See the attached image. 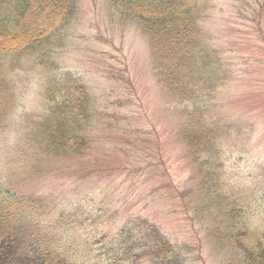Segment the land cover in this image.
I'll use <instances>...</instances> for the list:
<instances>
[{
	"label": "rangeland",
	"instance_id": "1",
	"mask_svg": "<svg viewBox=\"0 0 264 264\" xmlns=\"http://www.w3.org/2000/svg\"><path fill=\"white\" fill-rule=\"evenodd\" d=\"M205 4L199 25L218 51L225 75L212 97L201 103L202 112L209 124L227 121L244 129L242 140L236 135L226 145L227 173L264 192V0ZM112 11L107 0H80L65 47L54 57L60 72L81 77L94 96L93 114L83 131L89 146L76 156L31 159L26 156L30 151H18L21 124L37 128L50 118L39 96L38 75L32 72L28 85L19 84L10 126L0 130V177L6 181L23 162L26 181L16 187L20 194L78 211L65 236L69 245L81 240L83 248L88 239L103 234L108 239L142 224L155 226L173 243L197 248L199 240L206 242L203 232L193 228L178 197L195 174L177 132L192 103L164 93L154 70L151 37L137 20ZM31 58L22 57L21 65L31 66ZM199 254L204 258L194 260ZM189 258L193 264L204 259L218 264L208 250L194 251ZM138 264L152 263L142 259Z\"/></svg>",
	"mask_w": 264,
	"mask_h": 264
},
{
	"label": "trees",
	"instance_id": "2",
	"mask_svg": "<svg viewBox=\"0 0 264 264\" xmlns=\"http://www.w3.org/2000/svg\"><path fill=\"white\" fill-rule=\"evenodd\" d=\"M78 2L0 0V130L10 126L19 84L28 85L32 72L38 75L39 96L51 113L39 129L21 124L18 151H30L26 156L31 159L80 155L90 143L83 131L95 99L80 78L60 72L54 59L65 46ZM109 3L124 19L137 20L151 37L154 70L166 92L192 103L178 132L196 168L191 185L178 191V197L206 242L197 248L177 244L155 226L133 224L131 231L122 229L108 239L105 234L88 239L83 248L81 240L69 245L65 236L78 211L20 194L16 187L26 181L21 162V169L17 165L6 181L0 177V264H138L142 259L152 264H193L203 256L193 261L189 256L204 247L218 264H264V192L234 180L226 167V145L236 135L242 140L246 132L231 122L209 124L202 112L201 103L224 78L218 51L204 41L199 25L205 0ZM25 56L32 57L31 66L21 65ZM77 249L82 254H75Z\"/></svg>",
	"mask_w": 264,
	"mask_h": 264
}]
</instances>
